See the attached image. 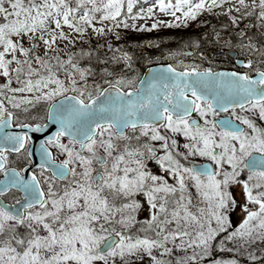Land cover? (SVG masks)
<instances>
[{"label":"snow or ice","instance_id":"6c2138e0","mask_svg":"<svg viewBox=\"0 0 264 264\" xmlns=\"http://www.w3.org/2000/svg\"><path fill=\"white\" fill-rule=\"evenodd\" d=\"M193 23L230 70L129 45ZM240 256L264 264V0H0V264Z\"/></svg>","mask_w":264,"mask_h":264},{"label":"rangeland","instance_id":"374dc122","mask_svg":"<svg viewBox=\"0 0 264 264\" xmlns=\"http://www.w3.org/2000/svg\"><path fill=\"white\" fill-rule=\"evenodd\" d=\"M208 19L211 21V23L213 25H215L217 27V29H220L221 25L220 23L216 20L213 19L211 16H207V17H202V19ZM222 19V18H221ZM208 29L205 28H201L198 26V23H193L189 28L187 29H161L158 32L154 31L151 34H143L141 36H133V38L129 41V45L131 46V49L134 50L136 53H139L141 51H144L143 48H137L136 45L137 43H145L147 41V39L150 37L152 39H154V41L156 43H159L160 39H163L165 41V47H164V51L167 52L169 50V48H171V50L175 51L177 50L178 46H186V45H190V44H194V43H186L184 41V39L179 38V36L181 35H185L189 32H193V33H200L201 37H205L207 38V44H204L203 46H200L199 49L195 48V47H188L186 50L188 49H192L194 50L193 55L189 56L187 58H185V62L186 63H192V62H196V63H201L202 66H204L207 63L210 62H215V58H218L216 52L218 51V49L220 48V45L222 46L224 42H229L230 39L226 38V35L224 36L223 33L225 32H221V36L223 37L220 40H216L214 35H208ZM159 38V39H157ZM178 43V44H176ZM153 51L152 49H148V52ZM200 53L204 54L203 60H201L200 58ZM145 55H147V53H145ZM158 55V54H157ZM159 62H168V61H158V60H148L146 59L145 62L143 61V59L137 61L136 64V74L139 76V78H141L143 72H141V70H139L140 64L144 63L145 66L149 65V64H153V63H159ZM236 193L237 196H239L240 193V189L237 188L236 189ZM242 215L241 212H237L236 213V217L237 219ZM241 264H247L246 262V257L244 256H240L239 257Z\"/></svg>","mask_w":264,"mask_h":264},{"label":"flooded vegetation","instance_id":"af4514ba","mask_svg":"<svg viewBox=\"0 0 264 264\" xmlns=\"http://www.w3.org/2000/svg\"><path fill=\"white\" fill-rule=\"evenodd\" d=\"M223 34L224 36L226 35V38H229L230 41L224 42L222 46L220 45V48L216 52L218 58H215V62L207 63L203 67L213 66L215 70L221 69V68L231 69L233 67L231 61L237 58V50H238L237 42L234 39H232L230 36H228L227 33H223ZM228 49H233L234 51H236V55H232V53L227 52ZM243 56H244V53L240 52V57L242 58ZM144 69L145 67L144 68L139 67V70H141V72H144ZM23 163L25 162L22 161L21 164ZM16 166H19V165H16ZM14 195L16 196V198H18L20 194L15 193ZM12 198H13L12 196H9V202L12 201Z\"/></svg>","mask_w":264,"mask_h":264},{"label":"trees","instance_id":"16d2710c","mask_svg":"<svg viewBox=\"0 0 264 264\" xmlns=\"http://www.w3.org/2000/svg\"><path fill=\"white\" fill-rule=\"evenodd\" d=\"M192 35V33H188L187 35H184V37L186 38V37H190ZM193 38L196 40V41H198V43H200V42H202V41H204V37H201V35H200V33H194L193 34ZM176 44H178V43H176ZM134 51V50H133Z\"/></svg>","mask_w":264,"mask_h":264},{"label":"water","instance_id":"95a60500","mask_svg":"<svg viewBox=\"0 0 264 264\" xmlns=\"http://www.w3.org/2000/svg\"><path fill=\"white\" fill-rule=\"evenodd\" d=\"M160 64H156V65H153V66H150L147 70H146V72H145V74H144V76L142 77V78H144L147 74H149V69L150 68H153V67H158ZM222 70H225V69H222ZM39 144V141H37V143H36V146Z\"/></svg>","mask_w":264,"mask_h":264}]
</instances>
